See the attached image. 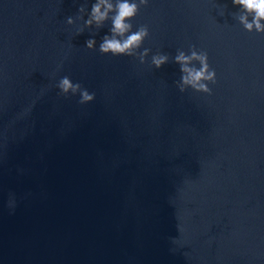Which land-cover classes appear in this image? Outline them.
Instances as JSON below:
<instances>
[{"label": "water", "instance_id": "water-1", "mask_svg": "<svg viewBox=\"0 0 264 264\" xmlns=\"http://www.w3.org/2000/svg\"><path fill=\"white\" fill-rule=\"evenodd\" d=\"M95 2L0 0V264H264V32L232 0H148L135 56L105 55Z\"/></svg>", "mask_w": 264, "mask_h": 264}, {"label": "clouds", "instance_id": "clouds-1", "mask_svg": "<svg viewBox=\"0 0 264 264\" xmlns=\"http://www.w3.org/2000/svg\"><path fill=\"white\" fill-rule=\"evenodd\" d=\"M148 0H113L109 3L108 0H96L91 6V13L85 25L90 26L95 23L97 27L109 18L111 13V27L109 29L111 35L104 36L101 44L99 45V52L101 54H111L112 56H135V49H138L144 40L148 37L149 31L147 26L141 25L133 31V24L131 21L136 17L140 8L146 6ZM234 6L243 8L246 13L251 14V23L248 22L247 17L240 16V23L243 24L246 30L251 31L253 28L257 32H264V0H232ZM103 8V10H102ZM84 8L81 6L78 11L83 12ZM66 23L71 25L73 19L68 17ZM79 34V33H78ZM95 41L89 39L85 42L87 49H93ZM149 49L145 48L144 52L140 54L141 63L143 62L144 55L147 54ZM167 56L156 55L152 57V64L156 68H160L167 61ZM199 60L201 67L199 70L186 67L191 60ZM206 54L197 55L195 51L191 56H185L180 52L175 60L181 65L182 72L187 75L182 77L183 83L191 84L194 88L197 87L199 81L212 80L214 77V70L209 71L206 63ZM214 82V81H213ZM55 87L58 89V95L68 98L69 96H76L79 94L78 103L83 105L94 100L95 93H89L84 89L80 83H73L68 76L60 78ZM199 89L207 90L204 84H199ZM183 91V89H181Z\"/></svg>", "mask_w": 264, "mask_h": 264}]
</instances>
